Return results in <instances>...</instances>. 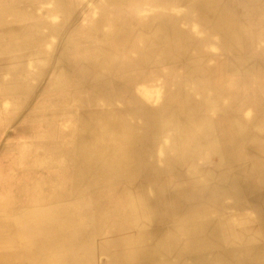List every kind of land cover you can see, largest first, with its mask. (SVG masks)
<instances>
[{
  "label": "bare ground",
  "instance_id": "obj_1",
  "mask_svg": "<svg viewBox=\"0 0 264 264\" xmlns=\"http://www.w3.org/2000/svg\"><path fill=\"white\" fill-rule=\"evenodd\" d=\"M263 17L264 0H0V135L37 125L0 146V264H264V77L197 62L196 30L235 51Z\"/></svg>",
  "mask_w": 264,
  "mask_h": 264
},
{
  "label": "rangeland",
  "instance_id": "obj_2",
  "mask_svg": "<svg viewBox=\"0 0 264 264\" xmlns=\"http://www.w3.org/2000/svg\"><path fill=\"white\" fill-rule=\"evenodd\" d=\"M258 20H260V19H258ZM167 26L172 27L170 23H167ZM207 27H209V26H207ZM196 30L198 31V34H200V33L204 34L202 36L203 41H198V45L201 46L200 48H202V44H204V43H212L213 44L210 47V51L212 53V54H210L211 56H205L204 55V56H202L203 58L201 57L197 62L209 60L211 57L215 61V62L214 61L212 62L213 67H216L219 69V71L220 70L222 71L220 63H225V62L227 63L228 62L227 66L232 67L231 62H236V60L237 61L242 60V62H244V64L254 65L255 66L254 68L256 70H259L261 75L264 77V71H263V69H264V26H263V28H259V29H252L250 27V29H245L244 31H242L241 35L244 37L243 40H245V41H243V46L240 47L239 49L233 51L231 49L232 42H228L227 44L230 47L228 52L222 51V48L219 47V43H220L219 41H221L219 36H216L214 34L213 36L208 37V35L213 34V31L211 28L210 29L197 28ZM186 31H190V28L186 29ZM233 67H234V65H233ZM226 72L228 74H231L230 71L229 72L226 71ZM186 75H190V74H186ZM194 75H196V74L194 73ZM239 91L244 96L245 90L240 89ZM252 94L254 96L256 94L258 99L261 101V98L258 96V94L255 91H252ZM263 97L264 96H262V98ZM14 141H18V142L22 141V137H19L18 135H16L14 133V128H12L10 131L9 130L6 131L5 133L2 134V136H0V142H1L0 146H1V144L3 145L6 142H14ZM44 176H46V175H44ZM44 176H42V177H44ZM55 189H56L57 193L61 192V189L59 186L56 185ZM73 189L74 188L72 187L71 183L66 184L65 192L70 194V193H72ZM65 206H70V205L66 204Z\"/></svg>",
  "mask_w": 264,
  "mask_h": 264
},
{
  "label": "crops",
  "instance_id": "obj_3",
  "mask_svg": "<svg viewBox=\"0 0 264 264\" xmlns=\"http://www.w3.org/2000/svg\"><path fill=\"white\" fill-rule=\"evenodd\" d=\"M26 115L24 116V118L22 120H19V122L16 123L17 126H14L15 128L16 127L20 128L19 130H21L23 128V134L21 135L23 141H21V142L14 141V142H16V145H18L20 143H22V144H28V142L31 141V139L34 137L33 132L36 129L37 125L34 122L27 121ZM16 131H17V128H16ZM30 131L32 133H30ZM0 136H2V135H0ZM16 156H17V154H16ZM2 157L4 159H8V158H14L15 156H13L10 152H8L6 154H3V155L0 152V158H2ZM5 164H6V160L0 161V167H1V165H5ZM7 171H9V168H7Z\"/></svg>",
  "mask_w": 264,
  "mask_h": 264
}]
</instances>
